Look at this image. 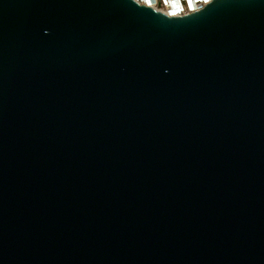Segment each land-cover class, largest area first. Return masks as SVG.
<instances>
[{"label":"water","instance_id":"95a60500","mask_svg":"<svg viewBox=\"0 0 264 264\" xmlns=\"http://www.w3.org/2000/svg\"><path fill=\"white\" fill-rule=\"evenodd\" d=\"M0 264H264V0H0Z\"/></svg>","mask_w":264,"mask_h":264},{"label":"bare ground","instance_id":"6f19581e","mask_svg":"<svg viewBox=\"0 0 264 264\" xmlns=\"http://www.w3.org/2000/svg\"><path fill=\"white\" fill-rule=\"evenodd\" d=\"M140 1V0H139ZM211 0H165L168 11H165L172 15H179L183 13L184 5H188L189 8L193 10H198L206 3H209ZM148 4L143 3L145 6H154L156 7L159 4L160 0H147Z\"/></svg>","mask_w":264,"mask_h":264},{"label":"rangeland","instance_id":"374dc122","mask_svg":"<svg viewBox=\"0 0 264 264\" xmlns=\"http://www.w3.org/2000/svg\"><path fill=\"white\" fill-rule=\"evenodd\" d=\"M143 3L148 4L147 0H141ZM156 8L161 9L163 11H168V6L165 2V0H160L159 4L156 5ZM184 11H192L188 5H184L183 12Z\"/></svg>","mask_w":264,"mask_h":264},{"label":"built area","instance_id":"2783aa9c","mask_svg":"<svg viewBox=\"0 0 264 264\" xmlns=\"http://www.w3.org/2000/svg\"><path fill=\"white\" fill-rule=\"evenodd\" d=\"M139 1V0H138ZM139 2H141V3H143L141 0L139 1ZM194 11V10H193ZM188 11H184L182 14H184V13H187ZM189 12H191V11H189Z\"/></svg>","mask_w":264,"mask_h":264}]
</instances>
